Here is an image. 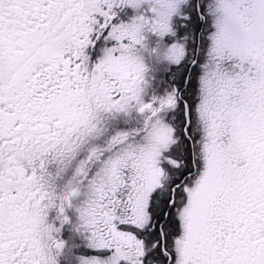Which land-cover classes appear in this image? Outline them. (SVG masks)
I'll use <instances>...</instances> for the list:
<instances>
[{"label": "snow or ice", "instance_id": "1", "mask_svg": "<svg viewBox=\"0 0 264 264\" xmlns=\"http://www.w3.org/2000/svg\"><path fill=\"white\" fill-rule=\"evenodd\" d=\"M0 264H264V0H0Z\"/></svg>", "mask_w": 264, "mask_h": 264}]
</instances>
